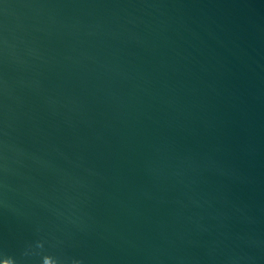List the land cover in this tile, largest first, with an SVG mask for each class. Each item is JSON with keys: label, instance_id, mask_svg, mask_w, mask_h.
<instances>
[{"label": "water", "instance_id": "95a60500", "mask_svg": "<svg viewBox=\"0 0 264 264\" xmlns=\"http://www.w3.org/2000/svg\"><path fill=\"white\" fill-rule=\"evenodd\" d=\"M0 264H264V0H0Z\"/></svg>", "mask_w": 264, "mask_h": 264}]
</instances>
